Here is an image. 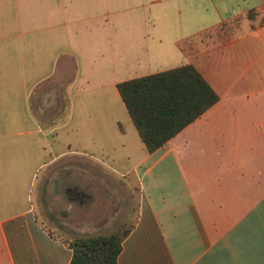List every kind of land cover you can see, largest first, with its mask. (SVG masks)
<instances>
[{"label":"crops","instance_id":"1","mask_svg":"<svg viewBox=\"0 0 264 264\" xmlns=\"http://www.w3.org/2000/svg\"><path fill=\"white\" fill-rule=\"evenodd\" d=\"M189 65L219 101L149 153L118 85ZM71 180L137 187L118 264H264V0H0V264L71 263Z\"/></svg>","mask_w":264,"mask_h":264},{"label":"trees","instance_id":"2","mask_svg":"<svg viewBox=\"0 0 264 264\" xmlns=\"http://www.w3.org/2000/svg\"><path fill=\"white\" fill-rule=\"evenodd\" d=\"M118 89L149 153L163 148L219 101L192 65L126 81ZM132 228L67 242L73 250L70 264H118L122 243Z\"/></svg>","mask_w":264,"mask_h":264},{"label":"rangeland","instance_id":"3","mask_svg":"<svg viewBox=\"0 0 264 264\" xmlns=\"http://www.w3.org/2000/svg\"><path fill=\"white\" fill-rule=\"evenodd\" d=\"M82 158L83 160L84 159L92 160L90 157L83 156ZM82 164L84 165L86 163H84L83 161ZM111 175L113 177H119L121 174L112 173ZM65 176H67V173L64 175L60 174L58 176V179L60 180V177L65 178ZM86 179L87 178L84 177L83 174L76 173V178H75L76 181L85 182L87 181ZM87 186H88V188H86L87 190L89 191L93 190L94 192L99 193L105 200L110 201L109 202L110 204L108 203L105 206L106 209L109 207L110 211L105 209V211L103 212V218L99 219V222L97 223L98 227L94 231L92 229L91 231H88L84 234L81 233L79 230L82 229L81 227H84V226H81V224H79L80 222L72 220V219L68 222L69 225L65 224L64 223L65 220L63 219L64 214L61 213L62 214L61 216V214L59 215L58 213L60 212V210L64 211L63 202H59V198H57L58 194L50 195L47 193L46 189L41 192V195L38 198V205L36 204L40 219L44 217V215L42 214V211H45V210L50 211L52 209L53 210L52 214L54 218L56 219L57 223H59L60 226H62L63 228H66L69 231L68 235L63 234L61 231H55V233L59 237L64 238V239H68V237L69 239L72 238L71 240L75 238H86V237H92V236H97V235H109L116 231H124L126 229H130L133 226L135 217H136V212H137V201H138L137 200L138 198L137 187L133 186L131 188L126 189V188H123L120 184H117L116 182H113V186L111 190L105 189L103 186H102L103 188L100 186L96 187L91 184ZM57 191H61V190L57 189ZM35 192H36L35 194L38 193L37 188H35ZM67 196L70 197L69 199L72 203L77 201V200L75 201L72 198V196H70L69 194ZM67 215L69 217L70 212H68L66 216ZM42 221L43 223H45V225L48 228L52 229V227L49 224H47V222H45L44 220Z\"/></svg>","mask_w":264,"mask_h":264},{"label":"flooded vegetation","instance_id":"4","mask_svg":"<svg viewBox=\"0 0 264 264\" xmlns=\"http://www.w3.org/2000/svg\"><path fill=\"white\" fill-rule=\"evenodd\" d=\"M63 191L67 192L75 201H77L72 203L69 197H65ZM63 191L60 192H62L61 197L64 201L65 210L62 212L64 215L67 214L65 211L71 212L72 209L76 208H83L88 215L95 214V209H98L99 211L101 210L99 213L101 217H99L102 219L103 212L106 209L105 206L110 202L105 200L99 193L91 192L85 189L82 184L73 183L72 180L64 184ZM106 210L110 211L109 207Z\"/></svg>","mask_w":264,"mask_h":264},{"label":"water","instance_id":"5","mask_svg":"<svg viewBox=\"0 0 264 264\" xmlns=\"http://www.w3.org/2000/svg\"><path fill=\"white\" fill-rule=\"evenodd\" d=\"M68 175V174H67ZM64 194L67 196L68 195V193L67 192H64ZM68 197V196H67ZM70 198V197H69Z\"/></svg>","mask_w":264,"mask_h":264}]
</instances>
